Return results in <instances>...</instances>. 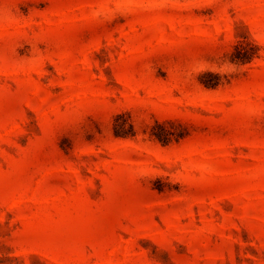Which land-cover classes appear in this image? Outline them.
I'll list each match as a JSON object with an SVG mask.
<instances>
[{
	"label": "rangeland",
	"instance_id": "obj_1",
	"mask_svg": "<svg viewBox=\"0 0 264 264\" xmlns=\"http://www.w3.org/2000/svg\"><path fill=\"white\" fill-rule=\"evenodd\" d=\"M0 264H264V0H0Z\"/></svg>",
	"mask_w": 264,
	"mask_h": 264
},
{
	"label": "trees",
	"instance_id": "obj_2",
	"mask_svg": "<svg viewBox=\"0 0 264 264\" xmlns=\"http://www.w3.org/2000/svg\"><path fill=\"white\" fill-rule=\"evenodd\" d=\"M206 85H213V84H210V83H207V82H206Z\"/></svg>",
	"mask_w": 264,
	"mask_h": 264
}]
</instances>
